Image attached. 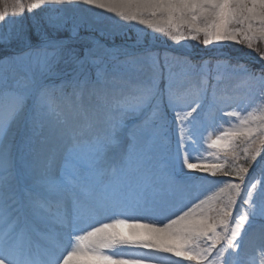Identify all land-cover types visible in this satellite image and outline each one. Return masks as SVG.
I'll return each mask as SVG.
<instances>
[{
    "label": "snow or ice",
    "instance_id": "1",
    "mask_svg": "<svg viewBox=\"0 0 264 264\" xmlns=\"http://www.w3.org/2000/svg\"><path fill=\"white\" fill-rule=\"evenodd\" d=\"M106 14L256 66L70 46ZM259 43L264 0H0V264H264Z\"/></svg>",
    "mask_w": 264,
    "mask_h": 264
},
{
    "label": "rangeland",
    "instance_id": "2",
    "mask_svg": "<svg viewBox=\"0 0 264 264\" xmlns=\"http://www.w3.org/2000/svg\"><path fill=\"white\" fill-rule=\"evenodd\" d=\"M40 14H37L36 16H29L27 13H25L24 18L22 21H19L24 24L25 27L30 26H36L37 24H42L43 20L40 21L35 20L33 17H37ZM116 23V20L111 16V14H106L103 18V24L97 27L93 28H87V27H81L77 29V37L73 40H71L73 46L77 49H80L84 45H92L93 42H96V40L99 39V41L103 42L102 47L104 46L105 42H108L112 45V47L104 48V49H124L127 48L129 51H140L145 46V40L147 41V46L150 47L153 51L159 52L162 55L167 52L170 56H181L186 55L189 59H192L196 54H192L190 52V47H194L197 50H205L202 52H208V54L202 53L201 60H208L209 58H205L207 56H213L218 57L220 56H230L227 53V50H241L242 48H245L243 45L234 44L232 42H225L227 44V47L220 49L219 52L213 47V45H208L205 47L204 45L200 44L198 41H192V40H182L179 44H177L174 41H171L170 39H167L166 37H163L159 34H151L150 31L147 32L145 37H142L139 41L136 40V36L138 33V30L141 29L143 26L135 25V24H129L123 27H120L118 30L112 31L111 26ZM123 23V22H121ZM105 25L108 26V28H105ZM81 32L82 35H81ZM70 37L72 36L71 32H64ZM81 35V36H80ZM135 36V39L133 40V37ZM130 37V38H127ZM122 39L126 40V42H117L116 39ZM110 41V42H109ZM135 41V42H132ZM99 44V43H98ZM100 45V44H99ZM259 47L264 49V43H259ZM8 48H2L0 47V52L6 51ZM20 50L17 49H8V53L5 55H0V57L3 59L6 56L9 55H15L19 54ZM252 53V52H251ZM222 54V55H221ZM255 54V53H253ZM256 55V54H255ZM253 56L248 57L247 59L243 58H236L234 57V61L236 62L238 59L240 63L242 64H248L250 66L255 67V64L252 60ZM200 61V60H199ZM195 61V62H199ZM248 61H251L250 63ZM207 155V154H205ZM212 159V158H210ZM173 260L178 258H172ZM166 264H169V262H166Z\"/></svg>",
    "mask_w": 264,
    "mask_h": 264
},
{
    "label": "trees",
    "instance_id": "3",
    "mask_svg": "<svg viewBox=\"0 0 264 264\" xmlns=\"http://www.w3.org/2000/svg\"><path fill=\"white\" fill-rule=\"evenodd\" d=\"M237 49V48H236ZM236 49H233V50H229L232 54L236 55L237 53L240 54H250L251 53V50L247 49L246 47L245 48H242L241 50H236ZM193 51H198L197 49H194L192 48ZM201 52V50L199 51Z\"/></svg>",
    "mask_w": 264,
    "mask_h": 264
},
{
    "label": "bare ground",
    "instance_id": "4",
    "mask_svg": "<svg viewBox=\"0 0 264 264\" xmlns=\"http://www.w3.org/2000/svg\"><path fill=\"white\" fill-rule=\"evenodd\" d=\"M97 43L100 44V46H101L102 49L107 48V45H106V44H104V46H106V47L103 48V47H102V43H101L99 40L97 41ZM108 46H109V45H108ZM109 47H111V46H109Z\"/></svg>",
    "mask_w": 264,
    "mask_h": 264
}]
</instances>
